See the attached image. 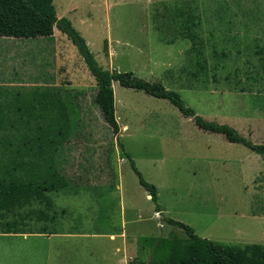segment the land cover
Wrapping results in <instances>:
<instances>
[{
    "label": "rangeland",
    "instance_id": "rangeland-1",
    "mask_svg": "<svg viewBox=\"0 0 264 264\" xmlns=\"http://www.w3.org/2000/svg\"><path fill=\"white\" fill-rule=\"evenodd\" d=\"M54 5L58 17L68 18L85 37L104 69L161 82L205 120L227 124L253 143L264 144V0H54ZM55 31V42L25 47L15 57L0 46V64L11 58L16 65L9 77L0 70V85L26 84L37 74L45 83L51 75L53 85L79 93L80 129L73 137L86 140L68 156L73 168L67 169L84 179L122 182L121 191L99 187L55 200L69 209L65 221L58 215V225L64 221L69 226V217L92 213L100 204L107 218L73 226L88 232L107 231L112 223L119 228L122 200L141 215L129 226L130 233L166 237L175 231L186 236L157 215L155 203L117 144L121 141L145 180L157 187L162 216L223 244H264V157L199 128L170 101L118 82L114 92L120 129L114 134L94 101L96 81L86 62L71 40ZM54 46L53 57L49 50ZM2 96L14 95L7 91ZM2 151L0 143V156ZM2 236L0 264L31 263L33 256H23L22 247L40 250L39 262L48 259L54 264L50 241ZM84 241H89L86 264H95L96 251L111 248L105 238ZM138 256L143 257L137 245L132 259Z\"/></svg>",
    "mask_w": 264,
    "mask_h": 264
},
{
    "label": "trees",
    "instance_id": "trees-1",
    "mask_svg": "<svg viewBox=\"0 0 264 264\" xmlns=\"http://www.w3.org/2000/svg\"><path fill=\"white\" fill-rule=\"evenodd\" d=\"M55 28L71 40L86 62L96 81L94 101L114 134H118L120 129L114 92V82H118L125 88L141 90L170 101L183 115L193 118L199 128L222 134L229 142L242 144L264 157V144L253 143L227 124L205 120L186 105L178 92L167 89L161 82L145 80L133 72L104 69L73 23L66 17H58L54 0H0V36L52 38ZM105 51L108 52L107 45ZM79 95L64 91L60 86L43 87L26 95L25 101H35L36 111L41 115L42 123L36 129L43 149L38 156L27 144L26 150L21 148L18 143L21 137H5L0 141L3 150L0 156V233H56L49 227L57 224L59 211L48 193L58 191L70 181L61 173L60 151L66 139L80 129ZM119 144L141 186L155 203L156 211L162 214L157 187L145 180L132 154L123 143ZM49 146L50 152L45 149ZM38 204L42 207H36ZM161 217L167 224L181 229L186 236L181 237L175 231L166 237L141 236L138 247L143 257L138 256L128 264H264V244H223L200 237L185 223ZM41 225V229H36Z\"/></svg>",
    "mask_w": 264,
    "mask_h": 264
},
{
    "label": "crops",
    "instance_id": "crops-1",
    "mask_svg": "<svg viewBox=\"0 0 264 264\" xmlns=\"http://www.w3.org/2000/svg\"><path fill=\"white\" fill-rule=\"evenodd\" d=\"M56 31L52 38L48 39H40L37 38H16V37H8V36H0V46L5 47L6 51L9 54V57H15L16 53L22 51L25 47H30L32 45L39 46L42 44L44 40L52 39V42L56 41ZM27 42H30L27 44ZM46 43V42H45ZM57 43V42H56ZM41 51V49H39ZM29 52V51H28ZM49 52L54 56L57 55L56 46L53 49L49 50ZM0 70L5 71V77H9L11 74H8V71L16 70V65L11 61H4L0 64ZM37 70L41 72L42 67H38ZM28 77V74H25ZM49 81H45V83L41 82L40 74L35 75L31 78V81L27 82L26 84H13L7 83L4 86L0 85V123L2 124V128L0 129V137H21L18 140L20 143L21 148L26 150V144L29 149L34 151V154L37 153L40 156L42 152V141L40 137H37L39 134L37 132L36 127L42 123L41 115L39 111H36V103L35 101L26 102V95H31L36 90H41L43 87L47 86H60V85H53V76H48ZM4 84V83H3ZM61 89L64 91L72 92V88L60 86ZM11 92L14 96L11 98H7V96L3 97L2 95L5 92ZM32 103V104H31ZM29 111L27 114L26 112ZM117 119L118 116H116ZM118 121V120H117ZM119 123V122H118ZM32 126V127H31ZM120 126V124H119ZM126 125L123 127L125 129ZM28 136V137H23ZM86 137H69L64 142V145L61 147L63 150L60 151L61 159H60V169L61 173L66 175L68 179H70L69 183L65 184V187L60 188L58 191H52L48 193V196L52 198L53 202L55 200H59L65 196H79L80 193H90L93 190L99 187H105L109 189L119 190L121 191L122 182L121 179L117 183H111L107 181H96L92 177L91 179H84L81 176H78V171L73 170V172L68 171V167L73 165L70 163L71 159L68 158L70 154L74 151H79L80 146L83 145L82 142ZM17 143V144H18ZM121 141H117L118 146L120 147ZM86 147V146H85ZM27 149V150H29ZM49 152L52 150L51 146L49 148H45ZM89 146L85 148L84 151L89 153ZM121 149V148H120ZM116 150L113 149V152ZM122 151V150H121ZM112 152V151H111ZM112 152V153H113ZM119 163H122L119 161ZM40 172V169H38ZM70 172V173H69ZM83 173L86 175H95L89 173L86 170H83ZM75 175L73 176H67ZM147 192V191H146ZM148 194V192H147ZM93 195H98L93 193ZM100 196V194L98 195ZM151 199V196L148 195L147 198ZM98 203V202H97ZM55 208L61 213L62 220L65 221L66 217H68L69 209L65 206H59L55 202ZM38 207H42L38 204ZM117 208V206H114ZM118 210V209H117ZM119 215H120V227L112 223V227L108 228L107 231H101L99 229H95L94 232H88L84 227H74L72 223L82 222L87 223L92 221L93 223L97 222L100 223L101 220L107 218V216L103 215V209L100 204L97 205L96 209H94L88 214L83 213H76V218L69 217L71 225L64 226V221L58 225L59 219H57V224L50 225V229L56 230V233H0L4 236V238H22L23 241L29 240L30 238H42L46 241H50L52 246L50 247V254L54 251V264H86V259L88 255V245L89 241H84L85 239L90 238H105L108 239L111 245L110 249H103V251L95 252L99 256L95 258V264H128L130 259H132L137 252V245H138V238L139 236L135 233L129 232V226L133 225L136 221L137 217H141L138 214L136 209H132L130 205H123V201L120 200V207H119ZM135 211V212H134ZM113 212L112 210L108 211V214ZM157 215L160 218L162 214L156 211ZM106 214V215H108ZM103 215V216H102ZM82 218H81V217ZM141 219V218H139ZM69 221V220H68ZM164 222V221H163ZM166 223V222H165ZM40 227V228H39ZM163 227V226H162ZM41 226H38L36 229H41ZM108 231H115V232H108ZM2 236V237H3ZM76 244H81L82 247H76ZM81 248V249H79ZM139 248V247H138ZM22 254L23 256L29 255L33 256L32 262L29 264H43L39 262V255L41 251L38 252L32 250L28 247H22ZM33 251V252H32ZM106 253V254H105ZM93 256V254H91ZM4 264V263H3ZM44 264H52L48 259H46Z\"/></svg>",
    "mask_w": 264,
    "mask_h": 264
}]
</instances>
